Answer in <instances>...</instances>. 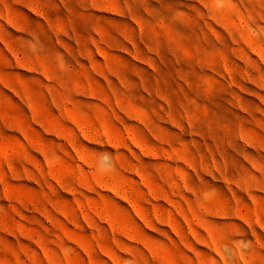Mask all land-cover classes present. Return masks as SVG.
Segmentation results:
<instances>
[{"label":"rangeland","instance_id":"rangeland-1","mask_svg":"<svg viewBox=\"0 0 264 264\" xmlns=\"http://www.w3.org/2000/svg\"><path fill=\"white\" fill-rule=\"evenodd\" d=\"M0 264H264V0H0Z\"/></svg>","mask_w":264,"mask_h":264}]
</instances>
